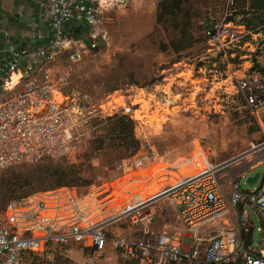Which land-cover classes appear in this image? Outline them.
Instances as JSON below:
<instances>
[{
	"label": "built area",
	"instance_id": "built-area-1",
	"mask_svg": "<svg viewBox=\"0 0 264 264\" xmlns=\"http://www.w3.org/2000/svg\"><path fill=\"white\" fill-rule=\"evenodd\" d=\"M130 1L43 0L47 42L32 51H0V173L61 160L77 149L84 110L76 94L62 89L50 65L63 57L72 72L100 50L108 43L104 25ZM1 20L0 15V34ZM233 27L209 21L203 36L207 53L236 71L235 50L249 40L241 41L245 35ZM252 69L234 73V79L237 94L257 111L264 96L254 84L263 78ZM138 111L119 91L98 109L102 117L141 121ZM161 159L156 151L140 149L119 164V176L110 182L9 200L0 210V264H34L58 249L116 264H264V248L253 246L255 221L264 246L262 174L251 192L241 188L246 172L223 181L227 165L213 162L198 140L186 155Z\"/></svg>",
	"mask_w": 264,
	"mask_h": 264
},
{
	"label": "rangeland",
	"instance_id": "rangeland-1",
	"mask_svg": "<svg viewBox=\"0 0 264 264\" xmlns=\"http://www.w3.org/2000/svg\"><path fill=\"white\" fill-rule=\"evenodd\" d=\"M161 1L131 0L126 8L115 11L102 31L107 33L108 43L72 72L63 57L50 65L62 89L76 94L84 110L79 145L61 160L1 172L0 210L9 200L58 186L48 180L22 184L35 170L64 172L71 179L64 185L85 188L116 179L119 164L140 149L156 151L161 161L172 162L189 153L196 140L213 162L227 165L221 173L223 181L246 172L241 177L242 190L251 192L260 186L261 180L251 186L247 178L257 172L264 177V166L256 170L264 165V107L256 111L237 94L234 73L242 76L252 66V72L263 78L254 85L264 96V10H252L250 0H189L178 17L161 18ZM209 21L219 25L231 22L234 33L245 35L241 41L249 40V45L235 50L236 71L227 70L214 52L207 53L203 25ZM116 91L126 96L128 103L136 104L141 121L124 115H99V106ZM123 119L132 123L134 132L126 145L110 132ZM259 226L255 221L253 246L264 248ZM34 264L116 261L58 249Z\"/></svg>",
	"mask_w": 264,
	"mask_h": 264
},
{
	"label": "crops",
	"instance_id": "crops-1",
	"mask_svg": "<svg viewBox=\"0 0 264 264\" xmlns=\"http://www.w3.org/2000/svg\"><path fill=\"white\" fill-rule=\"evenodd\" d=\"M42 1L0 0L1 27L4 31L0 34V51L11 47L32 51L47 42L49 28L40 18ZM3 54L0 52V60Z\"/></svg>",
	"mask_w": 264,
	"mask_h": 264
},
{
	"label": "trees",
	"instance_id": "trees-1",
	"mask_svg": "<svg viewBox=\"0 0 264 264\" xmlns=\"http://www.w3.org/2000/svg\"><path fill=\"white\" fill-rule=\"evenodd\" d=\"M188 1L189 0H163L161 1L159 3L160 17L161 18L178 17L179 14L184 12L185 8L183 5ZM250 2H251L252 10H264V0H250ZM131 125L132 123L129 120L123 119L121 125L113 126L110 129V132L115 137V139L121 141L123 145H126L128 143L130 144V142L134 138V132H133V129H131ZM47 180L58 183V186L55 188L67 186V185H64V182L71 181L69 176L64 172L59 173V172L52 171L49 168H44L41 170L33 171L29 176H27L24 179V182L22 184L30 185L33 182H44ZM16 183L17 182H15V184Z\"/></svg>",
	"mask_w": 264,
	"mask_h": 264
},
{
	"label": "water",
	"instance_id": "water-1",
	"mask_svg": "<svg viewBox=\"0 0 264 264\" xmlns=\"http://www.w3.org/2000/svg\"><path fill=\"white\" fill-rule=\"evenodd\" d=\"M261 176V173L260 172H257L255 173L254 175H251L247 178V184L253 186V185H256L259 178Z\"/></svg>",
	"mask_w": 264,
	"mask_h": 264
}]
</instances>
